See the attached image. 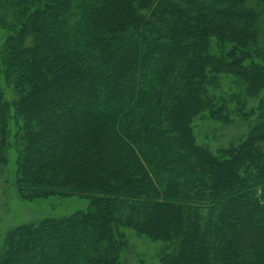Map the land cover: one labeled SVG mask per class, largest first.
Returning a JSON list of instances; mask_svg holds the SVG:
<instances>
[{"label":"trees","instance_id":"trees-1","mask_svg":"<svg viewBox=\"0 0 264 264\" xmlns=\"http://www.w3.org/2000/svg\"><path fill=\"white\" fill-rule=\"evenodd\" d=\"M0 6L17 23L4 61L23 122L20 193L88 201L11 230L0 264H122L119 228L162 242L159 264H264V92L244 101L264 91V66L248 0ZM220 75L245 98L214 94ZM235 112L257 118L242 141L195 142L194 119Z\"/></svg>","mask_w":264,"mask_h":264},{"label":"rangeland","instance_id":"rangeland-1","mask_svg":"<svg viewBox=\"0 0 264 264\" xmlns=\"http://www.w3.org/2000/svg\"><path fill=\"white\" fill-rule=\"evenodd\" d=\"M248 5L260 12L257 24V53L254 60L264 66V4L259 0H248ZM17 26L14 14L9 8L0 6V256L4 252L7 234L22 225H32L47 219H61L77 211H85L88 201L80 196L67 198H26L28 192L20 193L17 185V162L23 142V122L16 114L19 94L15 87L14 75L8 74L5 52L8 36ZM231 76L220 75L215 82L214 94L237 93L242 98L246 84ZM264 91L248 101L247 109L256 108ZM230 109L238 108L234 102ZM257 124L256 116L245 117L239 112L229 115L226 123L199 117L193 120L192 131L195 142L216 153L242 141ZM25 195V197L23 195ZM123 238L120 253L122 264H159L162 242L152 241L129 228H119Z\"/></svg>","mask_w":264,"mask_h":264}]
</instances>
